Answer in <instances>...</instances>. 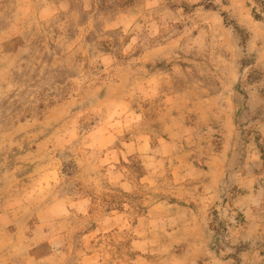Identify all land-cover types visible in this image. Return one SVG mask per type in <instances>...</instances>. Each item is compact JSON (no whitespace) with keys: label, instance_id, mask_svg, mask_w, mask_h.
Segmentation results:
<instances>
[{"label":"rangeland","instance_id":"374dc122","mask_svg":"<svg viewBox=\"0 0 264 264\" xmlns=\"http://www.w3.org/2000/svg\"><path fill=\"white\" fill-rule=\"evenodd\" d=\"M252 6L0 0V264H264Z\"/></svg>","mask_w":264,"mask_h":264},{"label":"trees","instance_id":"16d2710c","mask_svg":"<svg viewBox=\"0 0 264 264\" xmlns=\"http://www.w3.org/2000/svg\"><path fill=\"white\" fill-rule=\"evenodd\" d=\"M251 14L254 19L264 22V0H251Z\"/></svg>","mask_w":264,"mask_h":264}]
</instances>
